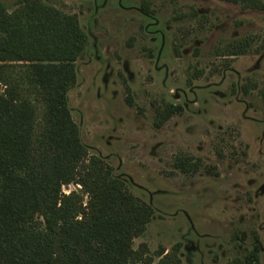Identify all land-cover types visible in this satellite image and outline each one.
<instances>
[{"label": "rangeland", "instance_id": "1", "mask_svg": "<svg viewBox=\"0 0 264 264\" xmlns=\"http://www.w3.org/2000/svg\"><path fill=\"white\" fill-rule=\"evenodd\" d=\"M18 1L0 3L12 10ZM42 1L75 16L88 37L68 93L81 143L154 210L134 248L145 243L153 256L180 244L182 264H230L256 244L264 264V9ZM236 44L246 53L225 56ZM169 106L181 113L157 127ZM184 159L198 171L179 169Z\"/></svg>", "mask_w": 264, "mask_h": 264}, {"label": "trees", "instance_id": "2", "mask_svg": "<svg viewBox=\"0 0 264 264\" xmlns=\"http://www.w3.org/2000/svg\"><path fill=\"white\" fill-rule=\"evenodd\" d=\"M224 1L264 9L260 0ZM87 40L75 16L42 0L0 3V264H182L180 244L153 256L145 243L134 248L153 208L81 143L68 93ZM180 113L167 107L156 126ZM177 167L195 173L199 164ZM70 185L77 189L64 193ZM259 253L255 244L230 264H259Z\"/></svg>", "mask_w": 264, "mask_h": 264}, {"label": "flooded vegetation", "instance_id": "3", "mask_svg": "<svg viewBox=\"0 0 264 264\" xmlns=\"http://www.w3.org/2000/svg\"><path fill=\"white\" fill-rule=\"evenodd\" d=\"M163 36L161 35V38H162Z\"/></svg>", "mask_w": 264, "mask_h": 264}]
</instances>
